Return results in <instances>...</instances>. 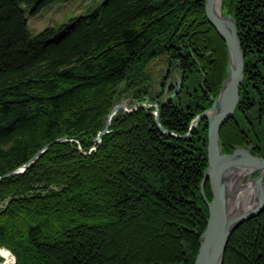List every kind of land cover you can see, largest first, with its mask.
Segmentation results:
<instances>
[{
  "label": "trees",
  "instance_id": "16d2710c",
  "mask_svg": "<svg viewBox=\"0 0 264 264\" xmlns=\"http://www.w3.org/2000/svg\"><path fill=\"white\" fill-rule=\"evenodd\" d=\"M56 1L0 0V248L14 264H194L208 219L206 121L183 136L212 106L228 65L205 0H104L70 19L58 43L48 40L67 24L30 36L26 9L35 16ZM221 11L244 55L221 149L251 145L264 159V124L245 130L241 104L255 94L253 72L264 76V62L252 60L264 56V0H223ZM157 58L183 79L164 106L146 72ZM126 99L158 104L174 136L153 108H138L118 111L98 142ZM204 194L210 202L208 182ZM221 264H264V211L232 233Z\"/></svg>",
  "mask_w": 264,
  "mask_h": 264
},
{
  "label": "water",
  "instance_id": "95a60500",
  "mask_svg": "<svg viewBox=\"0 0 264 264\" xmlns=\"http://www.w3.org/2000/svg\"><path fill=\"white\" fill-rule=\"evenodd\" d=\"M222 1L205 0L204 11L209 24L226 45L228 54L227 77L222 83L218 98L214 100L210 108L198 114L192 120L188 133L183 136V138L188 137L189 133L198 126L201 120L206 121L208 167L203 174L200 191L208 209V219L206 229L200 237L199 251L194 264H221L232 233L240 225L264 211V159L252 155L250 149L247 148H236L232 153L224 155L220 145L219 131L233 117L244 77V55L238 38L236 22L232 17L223 15L221 11ZM70 27L71 25L67 24L52 36L48 43L60 42L66 36ZM173 77L175 79L174 83L168 85ZM173 77H170L165 83L163 93L166 96L161 106L170 102L181 91L183 84L181 75L174 74ZM169 88H173V90L167 93ZM138 108H153L151 114L154 116L157 127L162 132L174 136L161 128L158 122L157 104L135 103L128 108L127 103L123 102L115 105L107 115L104 129L99 133L96 140L99 142V137L107 133L110 121L118 111L130 112ZM58 142L60 140L56 141V143ZM47 148L48 146H45L29 163ZM27 166L28 164L2 178L22 173ZM239 171H248L250 174L261 171V173L245 184V186L252 189V195L255 196H252L255 199L251 204L252 206H249L245 212L231 216L229 215V199L233 197L228 182L230 181L229 178ZM206 181H209L211 191V201L209 203L203 196Z\"/></svg>",
  "mask_w": 264,
  "mask_h": 264
},
{
  "label": "rangeland",
  "instance_id": "374dc122",
  "mask_svg": "<svg viewBox=\"0 0 264 264\" xmlns=\"http://www.w3.org/2000/svg\"><path fill=\"white\" fill-rule=\"evenodd\" d=\"M103 1L104 0H57L55 3L42 8L39 11V13L36 14L35 16H30L29 15L30 10L26 9L27 19H28V22H27L28 33L30 36H35L38 33H40L41 31H43L45 28H48V27H53V28L57 29L60 26L67 24L68 21L74 17L90 14ZM166 62H167L166 58H157L154 61L150 62L146 68V72L150 76V85H151L152 92H153L152 93L153 98H154V96H156L157 98H160V100H162V101L164 100V98L166 96L162 91V83H164V82L166 83L167 80L170 77H173L174 74L180 75L175 70H171L172 68H170ZM167 69H170L171 72L168 71V73H166ZM165 76H167V78H165ZM174 81H175V79L173 77L172 81L168 85H171L172 83H174ZM172 90H173V88H169L167 93H170V91H172ZM217 98H218V96L215 99H212V104H213L214 100H216ZM128 101L129 100L126 99L124 101H121V103H123V102L127 103ZM154 104H156V103H154ZM127 106H128V104H127ZM128 108H129V106H128ZM245 130L248 131L247 123H246ZM250 146H248L246 148L250 149V151H251ZM238 148H245V147H238ZM234 149H236V148H234ZM260 173H261V171H257V172L251 173L250 175H246V176L244 175L240 179L241 180L240 184L245 185L248 181L255 179ZM206 182L209 183V181H206ZM209 186H210V184H209ZM230 191H231L230 193L232 194V197L234 200L235 196L238 195V193L236 192L235 189L234 190L230 189ZM249 194H250V192H249ZM203 196L205 198L204 188H203ZM206 201L208 202L207 199H206ZM246 202H247V200L244 201V204ZM0 258H2V257H0ZM2 259H3V262H1V264H14V262H15V258L11 254H10V257L8 259H4V258H2Z\"/></svg>",
  "mask_w": 264,
  "mask_h": 264
},
{
  "label": "flooded vegetation",
  "instance_id": "af4514ba",
  "mask_svg": "<svg viewBox=\"0 0 264 264\" xmlns=\"http://www.w3.org/2000/svg\"><path fill=\"white\" fill-rule=\"evenodd\" d=\"M254 62H264V56H254L253 59ZM254 68H256V66H253ZM259 69L262 68L263 66H258ZM168 71H170V69L166 70V73H168ZM254 74V78L255 80H250L249 82H247V84H250L251 88H254L255 94L257 95V97L254 95H252L253 93L250 92V97H245L242 101L241 104L244 105V103L246 102V100H248L247 105H244V110L247 111V116H245V118L247 117L248 121L247 124L253 128L254 126L258 125V128L260 127V125L263 123L264 124V76L262 75L261 72L259 71H255L253 72ZM165 78H167V76H165ZM244 78V77H243ZM256 79H259L256 81ZM167 80V79H166ZM243 81V80H242ZM165 84V82H164ZM249 106V107H248ZM257 112V115H255L254 113ZM251 115V116H250ZM252 118V119H251ZM250 146V145H247ZM246 148V147H245ZM251 151L250 152H255V149L253 148V146L251 147Z\"/></svg>",
  "mask_w": 264,
  "mask_h": 264
},
{
  "label": "bare ground",
  "instance_id": "6f19581e",
  "mask_svg": "<svg viewBox=\"0 0 264 264\" xmlns=\"http://www.w3.org/2000/svg\"><path fill=\"white\" fill-rule=\"evenodd\" d=\"M218 6H219V4H218ZM217 9H218V7H217ZM217 109H218V106H217ZM248 174H250L248 171H239L237 174H235L229 178V180H230L228 182L229 189H233V190L235 189L236 192L238 193V195L235 196L234 200H233V198L229 199V213H230L229 215H231V216L237 215L241 212H245L249 206H252L251 204L253 203V201H255V199H253V197H252V196H254V194L252 195V189L251 188H249L248 186H245V185L240 187V185H241L240 179L244 175L246 176ZM249 192H250V194H249ZM246 200H247V202L244 204V201H246ZM0 257H2L4 259H8L10 257V252L6 249L0 248Z\"/></svg>",
  "mask_w": 264,
  "mask_h": 264
}]
</instances>
